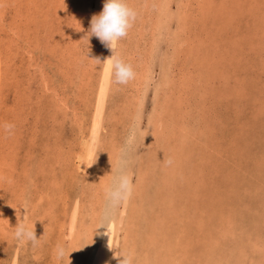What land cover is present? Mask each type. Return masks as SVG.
<instances>
[{
	"label": "rangeland",
	"instance_id": "rangeland-1",
	"mask_svg": "<svg viewBox=\"0 0 264 264\" xmlns=\"http://www.w3.org/2000/svg\"><path fill=\"white\" fill-rule=\"evenodd\" d=\"M128 2L117 85L104 0H0V264H264V0Z\"/></svg>",
	"mask_w": 264,
	"mask_h": 264
},
{
	"label": "clouds",
	"instance_id": "clouds-1",
	"mask_svg": "<svg viewBox=\"0 0 264 264\" xmlns=\"http://www.w3.org/2000/svg\"><path fill=\"white\" fill-rule=\"evenodd\" d=\"M136 19L137 12L130 6L128 0H104L102 11L92 16L90 29L85 36L87 41L89 36H95L102 44L112 50L113 54L107 58V70L111 76L114 77V83L117 85H127L130 81L134 80L136 76L133 66L116 55L118 43L127 37ZM14 127V124L8 122L0 125V128H3V130L9 134H11ZM133 139L127 141L129 148L132 146ZM82 164L91 166L93 163L88 164L87 161L82 159L79 162L80 169ZM126 164L127 161L122 158L118 168V174L113 178L112 183L105 190L108 205L113 209L118 207L119 203L131 194V182L127 175ZM19 207L24 208L23 206ZM19 207L17 208L18 212ZM108 218L109 217L106 216L104 220ZM100 225H105V223L102 221ZM13 235L14 239L21 244H32L35 246L39 240L35 235L34 221L31 224L24 222L17 223ZM69 253L70 252L67 253L68 257ZM55 255L57 260H64L65 249L63 246H57ZM117 256L122 257V259L119 260V264H133L134 257L130 253L125 252ZM67 264H69V259Z\"/></svg>",
	"mask_w": 264,
	"mask_h": 264
},
{
	"label": "bare ground",
	"instance_id": "bare-ground-1",
	"mask_svg": "<svg viewBox=\"0 0 264 264\" xmlns=\"http://www.w3.org/2000/svg\"><path fill=\"white\" fill-rule=\"evenodd\" d=\"M99 111V110H98ZM97 118H99V112H98V115H97ZM96 118V119H97ZM89 153V155H88V157H90V156H92V154H93V150L92 149H90V151L88 152ZM91 158V157H90ZM89 164V163H88ZM81 167H84V165L83 166H81ZM85 169H89V166H87V165H85ZM104 183H105V181H104ZM107 186H108V184H106ZM106 188V187H105ZM106 190V189H105ZM98 195V194H97ZM100 197V196H99ZM135 199V198H134ZM109 206V205H108ZM104 210H105V208H104ZM110 210V209H109ZM103 212V211H102ZM101 212V213H102ZM115 224V223H114ZM119 225V222H117V226ZM115 228V227H114ZM73 229H74V225L73 224H71V226H70V233H72V231H73ZM72 236V235H71ZM103 242V241H102ZM102 245V244H101ZM77 247V246H76ZM100 247V246H99ZM99 247H97V249L99 250L100 248ZM97 249H94L95 251H97ZM102 249V248H101ZM93 250V249H92ZM102 251V250H101ZM104 251V250H103ZM105 251H106V249H105ZM98 252V251H97ZM102 253V252H101ZM96 254H98V253H96ZM100 254V253H99ZM106 254V253H105ZM92 255V254H91ZM104 255V254H103ZM94 256V255H93ZM101 256V255H100ZM91 258H92V256H91ZM96 259V258H95ZM96 261V260H95ZM90 263V262H89ZM93 263V262H92ZM105 263H107V258L105 257V256H101V258L98 260V264H105ZM109 263V262H108Z\"/></svg>",
	"mask_w": 264,
	"mask_h": 264
}]
</instances>
